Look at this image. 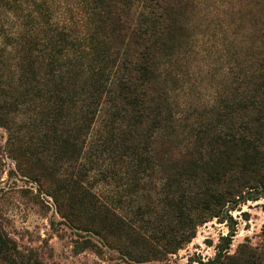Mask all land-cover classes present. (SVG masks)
<instances>
[{
	"label": "trees",
	"instance_id": "16d2710c",
	"mask_svg": "<svg viewBox=\"0 0 264 264\" xmlns=\"http://www.w3.org/2000/svg\"><path fill=\"white\" fill-rule=\"evenodd\" d=\"M82 1L76 14L79 36L69 37L48 23L47 0H0V11L25 19L16 38L0 25V35L9 41L0 47V128L11 131L15 112L29 107L37 118L28 133L32 148L24 150L20 136L12 142L20 157L40 151L54 158L52 167L36 171L41 177L71 170L46 192L60 217L132 261L158 260L191 243L199 226L224 220L229 207L264 197V0H241L248 13L233 12L241 23L248 16L251 43L232 56L216 103L192 124L186 148L176 153L169 138L154 146L159 132L178 131L172 86L182 78L172 67L192 43L197 0ZM47 25L57 38L41 34ZM105 104L125 129L111 152L136 166L138 176L157 167L162 173L161 209L168 220L160 215L144 223L154 228L150 241L95 200L85 171L73 174ZM223 241L226 248H217L209 264H264V243L241 245L229 254L231 239ZM0 264L43 263L33 252H20L0 225Z\"/></svg>",
	"mask_w": 264,
	"mask_h": 264
},
{
	"label": "rangeland",
	"instance_id": "374dc122",
	"mask_svg": "<svg viewBox=\"0 0 264 264\" xmlns=\"http://www.w3.org/2000/svg\"><path fill=\"white\" fill-rule=\"evenodd\" d=\"M47 1L51 14L48 23L51 22L59 31L65 29L69 37L74 34L79 36L76 14L83 1ZM197 2L198 12L191 30L192 43L178 59L179 63L172 67L173 73L182 78L176 86H172V96L178 104V121L173 122V126L178 131L159 132L154 146L159 147L161 141L169 138L175 142L174 153L177 152L175 149L186 148L190 127L197 120L204 119V113L216 103L224 70L230 59L233 63L232 56L243 45L249 47L253 31L246 19L248 16L241 23L238 16L233 15L240 9L248 13L241 0ZM32 12L39 15L35 9ZM0 13V25L8 31L7 35L16 38L25 19L18 18L8 9ZM44 28L41 34L57 38L49 25ZM3 36L0 35V47L9 44ZM7 57L4 60L11 64V57L9 60ZM111 110L106 104L99 109L73 174L79 168L85 171L86 187L94 194L95 200L126 219L135 232L138 231L146 241H150L149 238L154 236V228L144 223L163 214L162 173L157 167L147 173L139 172V177L136 175V166L125 162L117 150L111 152L110 148L116 146V140L125 130L123 121L115 122ZM13 118L15 126L11 131L0 128V225L20 252H33L43 264H209L217 248H226L223 238L231 239L226 250L229 254H234L241 245L257 247L264 243V197H261L257 201L249 200L234 208L229 207L224 220L214 219L199 226L191 243L175 254L147 262L132 261L106 241L74 228L60 217L55 203L46 192L50 183L61 177L60 174L65 175L66 171L71 170L63 168L54 174L48 172L44 177H41V173L35 174L36 171L52 167L54 158L40 154V151L33 153L34 156L27 157V154L25 158L20 157L15 151L18 147L16 142H12V136H20L24 150L32 148L33 135L28 133L36 125L37 118L29 107L19 108ZM120 125L123 128H119ZM142 211L147 212L143 218ZM160 219L168 220V217L162 215ZM88 242L92 245L81 250Z\"/></svg>",
	"mask_w": 264,
	"mask_h": 264
}]
</instances>
